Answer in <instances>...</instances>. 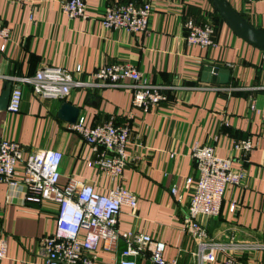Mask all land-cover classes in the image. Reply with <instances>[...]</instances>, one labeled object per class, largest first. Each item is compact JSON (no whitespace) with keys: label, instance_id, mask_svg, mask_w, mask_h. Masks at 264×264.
Wrapping results in <instances>:
<instances>
[{"label":"crops","instance_id":"obj_1","mask_svg":"<svg viewBox=\"0 0 264 264\" xmlns=\"http://www.w3.org/2000/svg\"><path fill=\"white\" fill-rule=\"evenodd\" d=\"M62 1L0 0V22L10 28L6 48L0 51V93L8 83L12 88L15 78L32 76L42 65L61 66L75 79L87 80L100 65L127 63L149 83L163 86L167 99L145 110L132 104V93L125 87L78 86L64 98L50 99L21 84L20 110H0V136L20 142L25 153L60 150V184L73 177L106 193L118 180L97 171L90 145L57 117V111L67 101L80 108L78 118L83 116L89 126L128 121L130 157L119 182L137 195L138 205L134 214L122 207L118 228L164 241V258H176L179 264H196L195 243L182 230L190 198L185 180L195 175L192 147L212 144L216 154L230 157L245 177L239 185L226 186L218 216H199V222L216 240L228 241L233 235L240 242L264 243L263 52L226 22L215 24L209 0H159L147 29L136 34L107 30L100 23L107 6L129 0H87L84 18L62 13ZM228 1L249 23L264 29V0ZM189 18L208 19L214 25V45L186 43L184 23ZM77 65L81 72H75ZM205 65L230 68L229 82L201 81ZM247 137L255 145L244 156L230 141ZM231 203L234 212H229ZM55 214L52 201L25 203L22 191L11 192L0 182V237L7 242V256L0 264L39 262L40 238L55 230ZM123 246L120 241L116 252L100 249L94 264H116ZM235 254L239 264H264V251ZM222 258L219 254L216 261L204 264H223ZM137 260L152 264L146 255Z\"/></svg>","mask_w":264,"mask_h":264},{"label":"built area","instance_id":"obj_2","mask_svg":"<svg viewBox=\"0 0 264 264\" xmlns=\"http://www.w3.org/2000/svg\"><path fill=\"white\" fill-rule=\"evenodd\" d=\"M157 1L140 0L137 3L129 0L109 5L100 15V23L107 30L122 28L133 34L144 32ZM254 1L243 0L245 3ZM60 7L68 17L84 18L87 0H64ZM184 26L187 44L201 47L214 45L212 23L189 18ZM9 37L10 28L0 22V51L5 50ZM81 71V66L77 65L75 72ZM21 84H29L35 95L50 99L64 98L73 87L78 86L125 87L132 93V104L145 110L167 99L163 86L149 83L140 70L127 63L100 65L87 80L75 79L64 67L42 65L32 76L14 79L6 107L10 112L20 110ZM130 125L128 121L116 125L113 120H107L89 126L80 116L75 123L67 126L90 145L95 154L92 164L97 171L118 180L106 193L96 190L93 183L73 177L60 184V150L25 153L20 142L0 136V182L6 183L11 192L22 191L25 203L52 201L56 205L55 230L40 238V260L36 264H94L100 249L116 252L120 241L124 246L116 264H139L137 257L141 255H146L152 264H179L176 258H164V241L143 232L121 231L118 228L122 207H127L134 214L138 205L137 195L119 182L130 157L127 152ZM230 143L234 151L244 156L255 145L250 137L231 139ZM191 156L195 161V175L185 180L190 198L182 230L195 243L192 255L196 264L214 262L219 254L223 255V264H239L235 253L264 251L263 242H240L233 235L228 241H220L208 234L198 217L218 216L226 186L239 185L245 172L234 168L230 157L217 155L212 144L195 143ZM170 191L173 194L177 192L175 187H171ZM235 209V203H231L229 212ZM6 256L7 242L0 237V260Z\"/></svg>","mask_w":264,"mask_h":264},{"label":"water","instance_id":"obj_3","mask_svg":"<svg viewBox=\"0 0 264 264\" xmlns=\"http://www.w3.org/2000/svg\"><path fill=\"white\" fill-rule=\"evenodd\" d=\"M213 6L222 16L232 31L246 42L258 47L264 54V29L249 23L228 0H211ZM230 68L213 67L205 65L201 72V81L227 84L229 82ZM11 91V83L5 85L0 93V110H6ZM80 108L64 101L60 104L57 117L73 124L79 116Z\"/></svg>","mask_w":264,"mask_h":264},{"label":"trees","instance_id":"obj_4","mask_svg":"<svg viewBox=\"0 0 264 264\" xmlns=\"http://www.w3.org/2000/svg\"><path fill=\"white\" fill-rule=\"evenodd\" d=\"M210 2H211V0H209ZM211 4H212V2H211ZM212 6H213V4H212ZM242 16H243V14L242 13H240ZM211 15L213 16V19H214V21H213V19H212V21L213 22H215V24L216 23H219V22H221V21H223V22H225L224 21V19L222 18V16L218 13V11L215 9V7L213 6V11L211 12ZM244 17V16H243ZM208 22V19L207 20H205V22Z\"/></svg>","mask_w":264,"mask_h":264}]
</instances>
